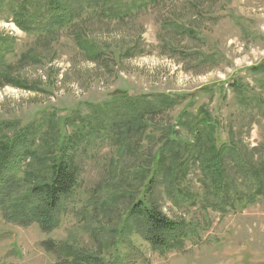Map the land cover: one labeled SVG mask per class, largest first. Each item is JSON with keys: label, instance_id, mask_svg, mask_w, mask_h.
<instances>
[{"label": "rangeland", "instance_id": "rangeland-1", "mask_svg": "<svg viewBox=\"0 0 264 264\" xmlns=\"http://www.w3.org/2000/svg\"><path fill=\"white\" fill-rule=\"evenodd\" d=\"M6 11L0 9V36L11 50L0 68V123H46L42 131L49 132L64 121L60 131L70 133L119 93L167 94L178 104L137 134L101 132L79 144L77 184L52 232L9 220L0 210V264H57L44 242L76 247L99 264H264L261 199L222 215L207 204L195 167L180 180L175 200L162 184L153 195L167 217L187 224L181 249L160 254L135 232L119 234L148 181L144 160L183 111L204 105L220 123V141L261 150L264 109L253 98L264 96V75L250 68L264 62V0H158L119 18L91 9L77 25L93 43L85 52L67 30L50 37L20 31ZM235 81L244 97L234 91ZM14 133L8 130L7 138ZM179 135L186 132L180 128ZM30 169L24 166L20 178ZM20 189L19 197L29 189L25 180Z\"/></svg>", "mask_w": 264, "mask_h": 264}, {"label": "trees", "instance_id": "trees-1", "mask_svg": "<svg viewBox=\"0 0 264 264\" xmlns=\"http://www.w3.org/2000/svg\"><path fill=\"white\" fill-rule=\"evenodd\" d=\"M154 2L158 0H0V9L7 10L16 27L24 33L50 37L69 31L78 49L85 52L93 43L86 37L85 27L77 25L88 11L100 9V15L119 18ZM10 46L0 36V68L6 64L5 54L11 50ZM250 70L264 75V62ZM232 84L242 97L245 88L238 81ZM177 102V98L167 94L119 93L108 103L95 107L91 116L82 118L85 124L76 125L70 133L60 131L65 128L64 121L60 128L53 123L49 132L42 131V124H46L43 120L42 124L31 123L19 128L15 122L0 123V210L9 220L23 225L36 224L41 231L52 232L59 224L65 199L77 184L73 159L79 144L88 145L90 137L101 134H117L119 138L137 134L141 129H148ZM253 106L264 109V96L254 97ZM164 128L158 149L144 160L148 181L140 196L127 208L119 234L135 232L160 254L181 249L187 224L167 217L154 202L153 195L157 185L162 184L166 194L175 200L180 180L186 178L192 167L198 170L207 204L218 213L241 211L259 199L264 205V142L260 144L261 150H248L237 143L220 141V123L204 105L195 113L183 111L175 124ZM180 128L186 135H179ZM8 130L15 132L10 138L6 135ZM24 166L31 169L25 172L26 178H20L19 172ZM24 180L29 189L19 197ZM124 194L119 196L125 197ZM43 245L57 254V264L100 263L99 258L76 247L52 242ZM114 251L117 252L115 247Z\"/></svg>", "mask_w": 264, "mask_h": 264}]
</instances>
